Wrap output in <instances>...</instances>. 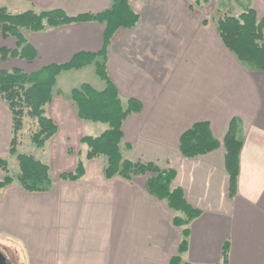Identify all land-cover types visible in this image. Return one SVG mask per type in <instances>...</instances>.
Segmentation results:
<instances>
[{
	"label": "crops",
	"instance_id": "1",
	"mask_svg": "<svg viewBox=\"0 0 264 264\" xmlns=\"http://www.w3.org/2000/svg\"><path fill=\"white\" fill-rule=\"evenodd\" d=\"M248 1L245 9L251 6L257 17L264 16V0ZM18 2L12 7L24 6L21 12L56 8L77 15L99 13L111 0ZM210 2L197 6L193 0H129L138 21L130 29H118L106 51V72L120 98L141 105L122 124L120 151L124 159L172 169L173 186L200 211L189 224L182 262L219 264L227 244L226 264H264V71L246 68L227 50L212 18L230 13L212 11ZM21 32L30 49L16 58H0V69L32 73L81 53H97L104 26L76 22ZM1 47L13 49L15 40L0 35ZM90 65L95 69L90 63L64 71ZM69 92L54 93L45 107L57 126L47 147L38 150L47 159L32 152L48 165L52 187L27 192L13 182L0 189V237L18 242L25 264H168L178 254L182 229L173 224L174 212L167 204L146 190L147 175L105 179V158L100 157L85 161L79 180L59 179L60 173L75 169L77 153L84 150L80 138L93 123L78 118ZM233 118L239 121L243 143L237 193L230 198L223 146L188 158L178 144L199 122H206L221 142ZM10 138L11 115L0 98V158L12 157Z\"/></svg>",
	"mask_w": 264,
	"mask_h": 264
},
{
	"label": "trees",
	"instance_id": "2",
	"mask_svg": "<svg viewBox=\"0 0 264 264\" xmlns=\"http://www.w3.org/2000/svg\"><path fill=\"white\" fill-rule=\"evenodd\" d=\"M193 1L199 6L206 4L209 0ZM212 20L222 43L240 63L250 70L264 71V16L257 17L254 9L248 6L238 15L218 13ZM137 21L138 15L131 8L129 0H111L109 7L99 13L77 15H69L56 8L39 12L29 9L11 13L6 7H0V35L3 39L15 40L13 49L0 48L2 60L8 57H19L21 52L30 49L21 29L38 32L76 22H99L104 26L103 46L97 53H81L67 63L51 64L32 73H26L18 68L0 69V98L11 115L8 152L18 166V172L12 174L8 160L0 158L2 171L0 189L13 182L18 183L27 192H47L51 189L53 180L48 165L36 158L33 153L19 151L25 120L29 119L35 123V129L28 138L31 145L36 149L44 148L48 140L57 132V126L46 114L45 107L54 93L61 94L58 89L54 91L58 74L63 70L81 68L94 63L96 74L105 82L104 88L96 90L90 84L82 83L70 90L69 98L74 104L79 119L107 126L97 136H81L79 142L84 150L81 149L77 153L75 169L60 173L59 179L79 180L85 172V161L100 157L105 158L102 168L105 179L120 176L131 180L138 175H147L146 190L167 204L174 212L173 224L182 229L178 254L173 256L168 264H190L182 262L181 253L188 246L189 224L200 215V211L187 204L182 190L173 186L175 174L172 169H161L154 163L124 159L120 151L123 139L122 124L128 115L138 112L141 105L134 99L120 98L106 72V51L110 39L118 29H130L136 25ZM31 55H34L32 51ZM239 129V121L233 118L222 141L219 142L212 136L209 125L206 122H199L180 136L178 144L180 153L188 158L209 153L220 145L223 146L230 198L237 193L239 155L243 143ZM128 148H130L129 145ZM68 151L71 150L68 149ZM227 255L228 245L226 244L222 249V260L219 264H226Z\"/></svg>",
	"mask_w": 264,
	"mask_h": 264
},
{
	"label": "rangeland",
	"instance_id": "3",
	"mask_svg": "<svg viewBox=\"0 0 264 264\" xmlns=\"http://www.w3.org/2000/svg\"><path fill=\"white\" fill-rule=\"evenodd\" d=\"M18 1L19 0H16L15 2H12L11 0H0V6L3 5L7 8H9V10L12 13H18V12H21L19 10L24 8L23 5H21V6H23L22 8L17 7L14 9V7H12V5H13L12 3H19ZM248 3H249L248 0H211L208 7L212 6V9H213L212 11L219 9L222 12H228L232 15H236L240 11L244 10L246 4H248ZM82 83H88L91 86H93L96 90H102L105 82L104 83L102 82L101 78L98 75H96V71H95L93 65H90L89 67L85 68L82 71H75V70L64 71L63 70V72L57 77V83L54 85V87H55L54 91L56 89H60L64 93L69 92L72 88H76ZM106 126L107 125L101 124V123L87 124L86 128H85V135H88L90 133L96 134L98 132H101V130L103 131V129H106ZM89 127H95L96 130L90 131ZM34 129H35V123H33L29 119H26L23 132L21 133V136H20L19 151L26 152V153H32L33 152V153L37 154L38 158L46 160L47 156H44V154H42V153L40 154L39 151H41V150L36 149L29 142V139H28L29 134ZM47 145L48 144H46L45 147H47ZM72 148L76 152L78 150L79 146L72 147ZM102 159H104V157H102ZM8 163H9V169H10L11 173L12 174L17 173L18 172V166H17V162L14 160L13 157H11L8 160ZM1 231H2V229H0V232ZM0 245L2 246V249L5 252L7 250V251H9V253H12L13 261L15 262V264H22L21 261L24 262L19 257L20 249H19V244L17 241L12 240V239H8V238L2 239L0 237ZM20 259H21V261H20ZM24 264H25V262H24Z\"/></svg>",
	"mask_w": 264,
	"mask_h": 264
},
{
	"label": "flooded vegetation",
	"instance_id": "4",
	"mask_svg": "<svg viewBox=\"0 0 264 264\" xmlns=\"http://www.w3.org/2000/svg\"><path fill=\"white\" fill-rule=\"evenodd\" d=\"M0 264H15L12 256L8 252L6 253L3 250L1 245H0Z\"/></svg>",
	"mask_w": 264,
	"mask_h": 264
}]
</instances>
